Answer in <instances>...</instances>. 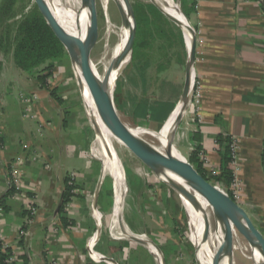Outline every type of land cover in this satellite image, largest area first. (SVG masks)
<instances>
[{"label": "crops", "instance_id": "obj_1", "mask_svg": "<svg viewBox=\"0 0 264 264\" xmlns=\"http://www.w3.org/2000/svg\"><path fill=\"white\" fill-rule=\"evenodd\" d=\"M263 3L187 0L184 13L197 33L194 72L198 110L196 114L187 111L175 141L180 142L179 150L188 161L202 162L204 155L206 170L221 174L217 140H238L237 177L244 190L243 208L264 238ZM26 76L9 65L0 77V199L7 198L0 218V262L2 254L15 253L20 258L17 264H111L107 259L114 264H161L159 254L150 246L123 245L113 242L103 228L99 231L102 222L99 225L93 208L95 197L88 200L84 191L92 188L97 174L91 153V120L83 100L76 110L69 103L80 92H64L68 98L60 104L41 86L26 85ZM173 101L171 97L162 102L165 109L157 111L153 124L140 125L164 126L179 104ZM194 116L197 121L192 124ZM44 157L52 164L47 166L53 169L51 174L36 164ZM73 173L78 192L83 194L70 202L74 216L69 220L60 209L65 180ZM100 202L98 198L97 205L104 204ZM30 206L36 214L25 226ZM90 245L105 259L91 258Z\"/></svg>", "mask_w": 264, "mask_h": 264}, {"label": "rangeland", "instance_id": "obj_2", "mask_svg": "<svg viewBox=\"0 0 264 264\" xmlns=\"http://www.w3.org/2000/svg\"><path fill=\"white\" fill-rule=\"evenodd\" d=\"M130 1L132 5H135L136 2L145 5L152 4L150 0ZM173 1L177 4L182 14L188 19L187 15L184 13L187 0ZM33 5H36L35 0H19L16 11L17 16H22ZM88 12L89 6L86 10L84 19L87 17ZM93 15L95 17H93ZM158 25L163 28V32L160 30L162 36L160 35V37H157L154 41H151L149 34L143 36L145 42L152 43V48H154L152 53H150L148 49L143 50L141 57L136 60L133 58L119 76L115 89V105L122 119H124L132 129L136 128L148 132L160 133L168 126V122L164 126L158 128L157 126L155 128H147L145 124L142 126L140 123L148 122L151 124V120H154L157 111L161 108L163 110L165 109V107L161 105L162 102L170 100L171 97L174 98L173 102L179 103L185 82L188 45L182 30L179 28L178 31V26L177 28H168L165 24L162 25L160 23ZM125 31L124 20L113 0H110L108 4H105L103 0H95L93 14L86 27L85 39L86 42H88V53L99 80H103L105 65L111 60L112 54L120 44L121 37L124 36ZM145 33H147V31ZM179 34L183 36L182 42ZM1 61L4 64L3 68H7L10 65L11 68L14 66V68L18 70L12 56H1ZM27 76L24 77L26 78V85L41 86L36 77ZM43 89L48 91L54 100L55 96L52 95L53 93L63 101H66L68 98L67 96H63L64 92L77 90L80 92L79 96L76 95L71 97L69 103L73 106V110L83 106L82 100L84 101V97L80 80L77 77L72 58L67 51L66 56L57 63L53 76L48 80L47 87ZM120 98L122 99L120 100ZM171 111H168L166 118H170L169 114H171ZM134 118H137V121L134 120ZM186 118L185 115L181 124ZM90 125L93 134L91 144V153L93 155V147L97 134L95 133L92 120L90 121ZM147 138L153 141L149 137ZM112 141L123 167L124 183H126L127 187L121 217L123 227L127 229L126 231H122L118 222L114 220L115 181L110 175H106L103 178V185L101 186L98 196L99 201H101L100 203L104 204L95 207V215L97 214L100 217L99 225L102 222V225L98 228H103L104 231L106 230V235L111 236L113 242H119L123 245L133 246L135 244H145L148 246V244H155L161 249L163 264H199L190 219L177 186L152 171L151 168L135 153L128 149L124 143H119L121 141L118 142L114 138ZM178 144L181 145L180 142L176 140L174 142L175 148L180 155L185 158L181 154ZM93 159L97 162V174L94 173V175L96 174V178L93 181L92 188H90L89 191L84 189L88 196V200H91V198L93 199L97 194L103 167L102 161L99 158L94 157ZM36 164H38L37 166H39V169L44 173L48 172L51 174L53 172L51 166L49 169L47 168L48 165H52L47 157H44L41 163L36 162ZM39 164H42L43 167ZM70 180L71 186L74 188L77 187L76 174H74ZM12 184L14 185V182ZM221 189L229 194V191L225 187L222 186ZM107 191L111 196H107ZM14 193L18 195L22 194V192L17 190H15ZM80 193L81 192H78V188L72 191L75 197L80 196ZM243 196L244 190L241 195V202L236 201L242 207L244 206ZM18 198L19 197H17V199ZM107 200L108 203H105ZM71 203L67 204L64 209V216L69 220L74 216ZM88 207H90V205ZM208 211V214L210 213L211 215H209L210 220L207 227L210 232L214 233L217 230V223L216 220H214L215 216L212 208ZM88 213H90L89 209ZM27 218L28 217H26L24 222L25 226H28L26 223L29 222ZM105 219L107 220L105 221ZM233 225V263L254 264L253 254L241 227L236 220L233 221ZM134 238L143 240V243L136 241ZM16 256L19 260V256L17 254ZM256 264L258 263L256 262Z\"/></svg>", "mask_w": 264, "mask_h": 264}, {"label": "water", "instance_id": "obj_3", "mask_svg": "<svg viewBox=\"0 0 264 264\" xmlns=\"http://www.w3.org/2000/svg\"><path fill=\"white\" fill-rule=\"evenodd\" d=\"M43 18L47 25L51 28L54 35L64 46L65 50L70 54L72 61L75 65L74 58L71 54L73 50L77 51L84 63V67L87 72V78L89 80L93 98L96 106L100 112V115L105 122L109 130L120 139L125 146L135 153L148 167L151 168L159 176L170 180L175 186H179V182H185L196 189L209 203L214 214L222 221L224 228V240L220 249V253L215 260L214 264H220L222 259L233 248L234 240V225L233 221L236 220L242 229V232L249 244L250 250L255 252L254 255H260L262 263L264 264V238L260 235L252 220L250 219L246 210L238 204L228 194L224 193L213 183L206 180L201 176L195 167L185 158H178L173 154V147L175 142L176 133L180 127L183 117L188 111V108L192 102L194 95V81H195V49L197 41L196 30L192 27L185 15L186 22H183L170 13L166 12L164 8L156 1L150 0L151 3L171 22L178 26L183 32L187 29L191 31V42L188 45V61L186 66V82L182 98L171 118H174V133L170 141L168 152L162 154L158 152L153 146L147 143L145 140L136 136L131 128L121 119L119 112L115 105V89L119 76L126 69L128 64L134 57V46L137 38L138 25L136 20L135 11L130 0H113L117 6L123 20L124 25L129 29V36L126 41L123 51L115 58L109 68V71L104 76L103 80H99L88 53V42L86 39L80 38L79 46H76L71 40L64 34L58 24L52 17V14L47 6L45 0H35ZM95 6V0H91L89 19L93 14ZM180 11V10H179ZM95 13V12H94ZM182 13V12H181ZM93 17H95L93 15ZM92 17V18H93ZM187 43V42H186ZM127 58V60L123 59ZM117 75L114 89L111 88V83L114 75ZM85 103V101H84ZM88 111V105L85 103ZM89 112V111H88ZM170 118V119H171ZM104 178V177H103ZM103 178L99 183V189L95 196L94 210L97 206L98 196L103 185ZM101 228H99V231ZM136 241L143 243V240L136 239ZM145 245V244H144ZM155 251L161 257V250L152 244ZM162 258V257H161ZM163 259V258H162ZM111 264H114L112 260L107 259ZM254 264L256 262L254 261Z\"/></svg>", "mask_w": 264, "mask_h": 264}, {"label": "bare ground", "instance_id": "obj_4", "mask_svg": "<svg viewBox=\"0 0 264 264\" xmlns=\"http://www.w3.org/2000/svg\"><path fill=\"white\" fill-rule=\"evenodd\" d=\"M47 6L52 14L53 19L56 24L59 25L64 34L71 40L73 44L79 46L80 38L85 39V31L87 24L89 22V12L87 17L84 19L86 10L90 5L91 0H45ZM110 0H103L105 4H108ZM166 12L170 13L177 19L186 22L184 16L181 11H179V7L173 0H156ZM84 19V20H83ZM126 31L124 36L121 37L120 44L118 45L115 52H113L111 60L109 63L105 65V75L109 71V68L115 58L119 56V54L123 51L126 41L129 36V29L125 26ZM184 35L186 38V42L189 45L191 42V31L186 28L184 31ZM74 62L75 69L78 79L80 80V85L84 97L85 103L88 105V113L90 119L92 120L93 127L95 133L97 134L96 141L93 147V155L96 158H99L102 161V174L101 177H105V175H111L115 181V219L121 230L126 231L127 228L123 227L122 222V209L123 202L126 194V183H124V172L122 164L117 155L116 149L113 146V138L118 142L121 141L118 139L106 126L103 121L100 112L96 106V103L93 98V93L91 90V86L89 80L87 78V72L84 67V63L81 60L79 53L75 50L71 52ZM127 60V58L123 59ZM94 67V65H93ZM95 70V67H94ZM96 72V71H95ZM103 75V76H105ZM117 79V75L115 74L112 79L111 88L114 89L115 81ZM120 116V114H119ZM121 117V116H120ZM168 120V126L162 130V132H148L142 129H132V132L138 136L139 138L145 140L149 143L153 148H155L158 152L162 154H166L168 152V148L170 145L171 138L174 133V118ZM122 119V117H121ZM123 120V119H122ZM147 137L152 139L150 141ZM119 143H123L122 141ZM125 145V144H124ZM173 154L182 159L183 157L180 155L178 150H176L175 145L173 147ZM100 177V182H101ZM171 182L170 180H168ZM172 183V182H171ZM179 186L177 187L180 194L182 195L183 204L187 211V215L190 219V224L192 228V235L196 244L197 250V259L199 264H214L217 259L220 249L224 240V228L222 221L214 214L217 230L212 233L208 229V222L210 220V213L208 214V210L211 209L208 201L191 185L185 182H179ZM96 211V209H95ZM97 213V212H96ZM100 218V217H99ZM115 221V222H116ZM117 230V229H116ZM148 246H151L148 244ZM153 250V246H151ZM250 248V247H249ZM252 252V251H251ZM157 253V252H156ZM158 254V253H157ZM232 250L222 259L220 264H234L232 257ZM252 256L254 261L258 264L262 263V258L260 255H254L255 252H252ZM160 257V256H159ZM160 263L163 264L162 258L160 257Z\"/></svg>", "mask_w": 264, "mask_h": 264}, {"label": "trees", "instance_id": "obj_5", "mask_svg": "<svg viewBox=\"0 0 264 264\" xmlns=\"http://www.w3.org/2000/svg\"><path fill=\"white\" fill-rule=\"evenodd\" d=\"M18 4L19 0H0V77L4 67L1 56H12L18 69L27 75L36 77L41 87L46 88L48 80L53 76L57 63L66 56V50L47 25L37 5H33L26 13L18 17L16 13ZM133 8L138 25L133 57L136 60L141 57L143 50L148 49L152 53L154 49L152 48V43L144 41L143 36L149 34L151 41H154L162 34L160 30L163 32V28L158 24H165L168 28H177V26L168 20L153 4L145 5L136 2ZM177 29L179 31V28ZM146 31L147 33H145ZM179 36L182 42L183 36L181 34ZM52 95L55 96V100L58 103H63V100L54 95V93ZM217 142L222 157L221 174L212 176L204 167L205 163L203 161L191 159L189 162L206 180L214 185L225 187L229 191L230 197L234 199L232 186L235 175L231 156L233 138L219 137ZM75 188L71 186L69 177L66 178L60 214H65L66 205L75 198V195L72 194ZM12 192L11 190L8 195H11ZM107 196H111L108 191ZM6 199V197L0 199V207L5 206ZM63 223H67L66 218H63ZM7 257L2 254L0 264H3Z\"/></svg>", "mask_w": 264, "mask_h": 264}, {"label": "built area", "instance_id": "obj_6", "mask_svg": "<svg viewBox=\"0 0 264 264\" xmlns=\"http://www.w3.org/2000/svg\"><path fill=\"white\" fill-rule=\"evenodd\" d=\"M196 92H197V86H196V82L194 81V95H193L192 102H191V104H190V106L188 108V112L189 111L190 112H195V114L197 113V110H198V108L196 107V104H195ZM196 121H197V118L194 116L191 119V123L194 124V123H196ZM231 156H232V160H233L232 164H233L234 175H235L234 183H233V186H232V192L234 194V200L238 201V202L239 201L241 202V200H242L241 195L243 193V186H242V183L240 182L239 178L237 177V175L239 173V142L235 138H233V143L231 145ZM201 160L205 164H207V158L204 155H201ZM211 174H212V176H216L217 175V173L214 172V171ZM215 186H217L220 190H222L221 189L222 186H219V185H215ZM222 191L227 194V192H225L224 190H222ZM15 196H17V194ZM35 214H36V209L34 207L30 206L29 215H28V218H27V220L29 222H26L27 224H30L31 219L35 216ZM2 215H3V208L0 207V218H1ZM88 251H89V256L91 258L95 259V260L105 259L104 256H100L99 254H97L94 251L93 246H91L88 249ZM18 261L19 260H18V257L16 256V254L12 253V254L8 255V257L4 260L3 264H17Z\"/></svg>", "mask_w": 264, "mask_h": 264}]
</instances>
